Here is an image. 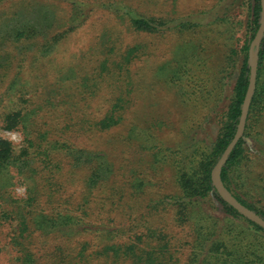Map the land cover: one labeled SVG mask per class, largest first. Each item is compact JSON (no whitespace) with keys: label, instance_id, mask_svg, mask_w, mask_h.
<instances>
[{"label":"trees","instance_id":"1","mask_svg":"<svg viewBox=\"0 0 264 264\" xmlns=\"http://www.w3.org/2000/svg\"><path fill=\"white\" fill-rule=\"evenodd\" d=\"M6 1L0 0V4ZM67 1L76 9L81 23L88 17L86 10H106L115 11L136 32L157 34L165 25L159 19L145 17L115 3ZM221 2L223 14L215 18V23L227 25L228 31L233 30L236 24L234 14L237 8L247 12L242 49L244 58L223 124L216 140L207 141L200 137V130L204 132L205 129L202 123H198L191 127L181 144L170 150L178 193L151 198L155 203H150L148 209L157 212L158 206H162V210L168 207L173 211L175 225L188 230L189 255L186 264H264V229L225 202L212 182V171L238 129L249 87L248 52L261 24L262 6L261 0ZM184 18L175 21L174 27L169 25L167 30L178 28L179 33L184 34L204 26L201 19ZM35 34H38L35 28L16 30L14 43L32 39ZM63 36L55 37L54 42L36 45V62L50 58L57 49L52 43H58ZM98 46V54L102 58L97 64L87 71L72 68L67 78H56L49 86L57 96L65 97L64 103L81 106L86 98L95 102L100 97L102 86L108 84L115 96L104 98L109 109L95 119L83 114L80 109L74 114L69 110L56 114L53 110L60 104L58 97L42 99L39 96L40 88L46 83L33 85L23 80L20 75L29 52L27 48L19 55L13 51L0 55V89L6 87L0 95V264H178L164 232L149 227L147 233H137L136 240L130 242L123 240L122 226L113 227L116 218L111 216L127 204L128 196L138 202L151 185V181L144 176L147 161L142 160V153L156 151V146L151 139L144 138L147 130L134 124L120 137L111 136L104 149L98 150L79 148L70 140L68 132L75 127L82 133L94 128L104 134L121 126L125 121V112L122 111L131 102L128 93L124 92L125 87L133 84L126 77L129 73L127 67L142 54L143 47L136 45L115 59L112 56L113 47ZM189 52L187 50L183 54L185 60L172 66L175 75L168 77L166 82L178 83L191 73L194 62ZM258 54L257 85L244 137H252L254 150L259 147V154L264 155L260 148L263 141L253 136L255 128L264 127V37ZM15 69L16 76L7 85ZM192 80L188 76L191 92L184 91L181 98L187 101L195 95L194 100L198 103V94L203 92L202 87L208 90V83L202 81L201 85L199 81ZM75 89L81 99L77 93L79 99L71 100L73 96L66 95V92ZM217 90L220 91H207L205 100H210V106L203 117L206 120L213 118L222 102V89ZM42 104L52 106L43 109ZM51 121L57 123L50 125ZM4 131L18 132L22 138L21 145L16 148L15 143L2 134ZM121 147L123 153L131 152L134 147L138 158L133 162L123 155L115 158L111 153ZM249 151L242 138L223 167L221 177L226 188L240 203L264 219V207L260 201L255 202L244 190L246 185L251 184L250 177L241 173ZM153 155L154 163L158 165L161 162L158 152ZM147 167L149 171H154ZM128 171L132 178L130 192L127 191ZM259 180H263L262 177ZM79 181L83 184V191L80 190L77 200L76 184ZM72 186L77 188L71 192ZM22 188L26 190L21 192ZM261 197L264 198L263 193ZM95 212H98L96 217ZM96 219L99 225L92 224ZM89 237L96 238V241L84 240Z\"/></svg>","mask_w":264,"mask_h":264},{"label":"rangeland","instance_id":"2","mask_svg":"<svg viewBox=\"0 0 264 264\" xmlns=\"http://www.w3.org/2000/svg\"><path fill=\"white\" fill-rule=\"evenodd\" d=\"M81 1L123 5L145 17L159 19L165 25L161 28L163 30L159 29L161 32L157 34L136 32L115 11L90 12L86 10L88 17L81 23L77 19L76 9H73L67 0H8L0 4V55H3L5 51H13L19 55L20 51L27 48L29 52L25 59L26 63L23 64V73L20 76L26 80L25 82L33 85L46 83L45 87L41 86L43 88H40L39 96L42 99H47V97L57 96L53 92V88L49 87L56 78H67L72 68L77 71H87L89 67L101 60L102 57L98 54V45L113 47L112 56L115 59H118L120 53H124L129 48L136 45L143 47L142 54L127 67L129 73L126 74V77L133 84L124 88V92H127V96L131 99V102L122 111L125 112L124 123L104 134L94 128L82 133L78 131V127L69 131L68 134L71 137L70 140L79 148L98 150L104 149V144L106 145L111 140V136L113 138L120 137L134 124L142 125L144 130H147L144 138L151 139V142L153 141L156 146V151L142 153V160L147 161L146 168L142 167L145 171L144 176L151 181V185L145 196L138 202L130 199L128 194L127 204H124L120 211L114 212L111 216L116 218V224L113 227L122 226L124 229L120 230L123 231L121 233L123 240L130 242L136 240L137 233H139L138 235L147 233L149 227L164 232L168 236L169 247L176 256L178 264H186L189 255L188 230L175 225L173 211L168 207L166 210H162L163 207L158 206L157 212H150L148 207L150 203H155L151 201V198L159 199L164 195L178 193L170 150L175 149L185 140L191 127L202 123L205 131L200 130L202 134L200 137L207 141L216 140L244 58L242 49L245 45L247 12L237 8L234 14L236 24L233 26V30L231 28V31H228L227 25L215 23V18L221 17L223 14L222 0ZM184 17L201 19L204 26L184 34L179 33L178 28H175L177 32L175 29L167 30L169 25L174 27L175 21L182 20ZM244 24L246 28H244ZM27 28H35L38 34H35L32 39L14 43V32ZM62 35L64 36L59 39L58 43H52L55 45L54 49L56 47L57 49L50 58L39 59L36 62V45L54 42L55 37ZM14 45H18V47ZM187 50L190 51L188 55L193 56L194 65L191 67V73L185 79L179 80L178 83L169 84L166 79L175 75L172 66L185 60L184 53ZM16 69L11 73L7 85L16 76ZM188 76L193 78L192 81H199L201 85L202 81L208 83V90H204L205 88L202 87L203 92L198 94V103L194 100L196 99L195 95L187 101L181 98L184 91L191 92ZM108 87H110L108 84L102 86L100 97L95 102L87 99L86 96V100L82 102L81 106L64 103L65 97L58 95L57 101L59 100L60 104H57L53 111L56 114H63L65 110H69L74 114L80 109L91 119L100 118L109 109L108 104L103 101L104 98L109 95L110 97L115 96L114 90ZM5 89L6 87L0 89V95ZM129 89H131V93H129ZM217 89H222V102L213 118L206 120L203 117L208 111L210 100L206 101L205 99L208 92L220 91ZM77 93L79 94L77 89L67 90L66 95L73 96L71 100H78ZM79 97L81 99L80 94ZM41 106L46 109L52 105L42 104ZM56 123L49 122L50 125ZM254 133L253 136L261 139L264 143V127L255 128ZM2 134L13 141L16 148L21 145L22 138L18 132L4 131ZM14 135L17 137L15 140L13 139ZM243 139L250 151L242 164L241 173L244 177L249 176L251 181V184L246 185L244 190L255 202L260 201V205L264 207V198L261 197V194H264V155L259 154V147L254 150L255 144L252 137L243 136ZM260 148L264 151V144ZM122 151L121 147L119 151L111 154L115 158L123 155L132 162L138 158L134 147L131 148V152L123 153ZM155 152H158L157 157L161 159L158 165L154 163L153 153ZM259 158L262 159L259 160ZM147 166L153 168L154 171H149ZM128 175L127 191L130 192L132 178H130L129 171ZM144 176L142 177L144 178ZM259 177H262L263 180H259ZM254 184L256 186H252ZM76 185H78L76 197L79 200L83 184L79 181V184ZM75 188L77 187L72 186L71 192ZM97 213L95 212L94 217L98 215ZM96 221L97 219L93 220L92 224L99 225L100 223ZM87 239L96 241V238L91 237L84 240Z\"/></svg>","mask_w":264,"mask_h":264},{"label":"water","instance_id":"3","mask_svg":"<svg viewBox=\"0 0 264 264\" xmlns=\"http://www.w3.org/2000/svg\"><path fill=\"white\" fill-rule=\"evenodd\" d=\"M261 6H262L261 24L249 47V53H248V62L250 68L249 87L242 106V112L238 124V129L233 140L228 145V147L226 148V150L224 151V153L222 154L221 158L219 159V161L217 162L216 166L212 171V182L218 194L225 202L233 206L245 218H247L248 220L252 221L253 223L259 225L261 228L264 229V219L260 217L256 212H254L253 210L249 209L248 207L240 203L233 196V194L226 188L221 177L223 167L226 165L228 159L230 158V155L232 154V152L234 151V149L236 148V146L244 136L248 115L250 111V106L252 103V97L257 85L258 70H259L258 48L260 46L262 38L264 37V0H261Z\"/></svg>","mask_w":264,"mask_h":264},{"label":"clouds","instance_id":"4","mask_svg":"<svg viewBox=\"0 0 264 264\" xmlns=\"http://www.w3.org/2000/svg\"><path fill=\"white\" fill-rule=\"evenodd\" d=\"M16 138H17V137L14 135V136H13V139L15 140ZM25 190H26V188H22V189H21V192H23V191H25Z\"/></svg>","mask_w":264,"mask_h":264}]
</instances>
